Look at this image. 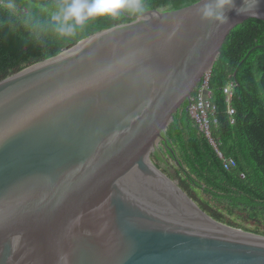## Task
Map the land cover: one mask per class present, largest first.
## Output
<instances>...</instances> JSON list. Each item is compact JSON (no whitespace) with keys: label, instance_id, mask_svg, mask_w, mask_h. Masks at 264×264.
<instances>
[{"label":"water","instance_id":"95a60500","mask_svg":"<svg viewBox=\"0 0 264 264\" xmlns=\"http://www.w3.org/2000/svg\"><path fill=\"white\" fill-rule=\"evenodd\" d=\"M253 2L150 9L0 81V264H264V234L151 157Z\"/></svg>","mask_w":264,"mask_h":264},{"label":"trees","instance_id":"16d2710c","mask_svg":"<svg viewBox=\"0 0 264 264\" xmlns=\"http://www.w3.org/2000/svg\"><path fill=\"white\" fill-rule=\"evenodd\" d=\"M198 0H146L148 10L178 9ZM20 14L10 17L0 9V81L36 62L46 60L101 30L132 21L137 16L118 19L97 17L70 38L60 37L47 20L60 0H17ZM47 6V11L41 6ZM147 10V11H148ZM31 14L32 30H25L23 14ZM231 85L230 104L224 87ZM210 101L215 104L212 136L225 158L235 167L228 168L207 136L189 115V101L176 112L161 147L151 157L160 168L159 149L178 163L180 185L209 194L229 213L264 222V21L250 18L231 30L209 79ZM197 94V90L193 95ZM235 109L230 121L229 107ZM243 174V175H242ZM203 208V207H202ZM204 209V208H203ZM207 210V209H205ZM214 218L222 220L217 214ZM227 224L240 227L236 222ZM248 230V229H247ZM249 231L264 234L263 231Z\"/></svg>","mask_w":264,"mask_h":264},{"label":"clouds","instance_id":"9594fccd","mask_svg":"<svg viewBox=\"0 0 264 264\" xmlns=\"http://www.w3.org/2000/svg\"><path fill=\"white\" fill-rule=\"evenodd\" d=\"M258 2L259 0H254V9ZM233 7H235L234 0H200L196 14L202 20H213L223 25L228 22L225 10ZM41 8L47 11V6L42 5ZM0 9H3L10 17L20 14L17 0H0ZM147 10L146 0H60L56 5V10L48 12L47 20L53 26V31L60 37L70 38L75 36L77 31L82 29L90 20L97 17L106 16L118 19L125 14L143 16ZM237 11L249 13L245 0L244 5ZM22 19L25 30L31 32V14L24 13ZM58 264H68L67 256L58 257Z\"/></svg>","mask_w":264,"mask_h":264},{"label":"built area","instance_id":"2783aa9c","mask_svg":"<svg viewBox=\"0 0 264 264\" xmlns=\"http://www.w3.org/2000/svg\"><path fill=\"white\" fill-rule=\"evenodd\" d=\"M211 76V71L205 73L201 83L197 87V94L193 95L190 98L188 105L189 115L194 119L196 124L198 125L200 131H202L213 145L216 153L219 157H221L228 168L235 167V163L231 158H225L222 151L220 150L218 143L212 136L211 125L212 123H216L217 119L214 117L216 106L210 101V90H209V79ZM224 93L226 95V99L230 104L232 97V87L231 85L224 87ZM230 121L234 122L233 115L235 114V109L233 107H229ZM243 175V174H242Z\"/></svg>","mask_w":264,"mask_h":264},{"label":"rangeland","instance_id":"374dc122","mask_svg":"<svg viewBox=\"0 0 264 264\" xmlns=\"http://www.w3.org/2000/svg\"><path fill=\"white\" fill-rule=\"evenodd\" d=\"M159 147H161V143H160ZM159 154H160L162 160L164 161V163L166 164V166L168 167V169L180 180V178L182 177V173H178L179 169H178L177 161L170 158L168 155H165L166 152L161 151V149H159ZM195 192L197 194H199L200 196H202L203 198H205L210 203H212L213 205H215L217 208L222 210L227 216H229L236 223L243 225L247 228L264 231V222H262V220L260 218H257L256 220L247 218L246 212L245 213H241V212L235 213L234 212L233 214L229 213L226 209H224V208L221 209L220 206L215 202V200H213L209 194H205L201 189L196 190Z\"/></svg>","mask_w":264,"mask_h":264}]
</instances>
